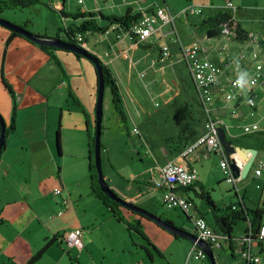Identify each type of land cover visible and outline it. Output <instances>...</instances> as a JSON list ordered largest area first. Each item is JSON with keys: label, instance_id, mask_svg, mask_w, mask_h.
Returning <instances> with one entry per match:
<instances>
[{"label": "crops", "instance_id": "obj_1", "mask_svg": "<svg viewBox=\"0 0 264 264\" xmlns=\"http://www.w3.org/2000/svg\"><path fill=\"white\" fill-rule=\"evenodd\" d=\"M159 1L162 5L156 7ZM50 2L54 6L62 3L63 8L67 5L66 0ZM228 2L230 0L222 5L216 0H78L80 12L100 13L104 17H121L128 11L132 16L142 15L156 9H165L173 16L169 25L157 24L143 43L136 42L117 27H110L104 34L88 35V52L95 55L116 80L126 118V124L120 121L108 88L109 98L106 101L105 96L102 108L105 118L102 114L100 156L105 152V178L119 198L155 216L164 209L160 206L161 190L153 185L158 170L167 162L196 169V183L178 193L193 202L192 212L203 217L212 230L211 211L196 197L200 187L209 192L219 209L237 210L234 197L248 206L240 192L243 179H237L236 187L224 179L220 162L227 154L223 146V153L200 149L186 158L181 156L185 147L205 134L208 119L188 66L180 55L181 46L197 42L202 58L214 66L217 84L209 110L219 131L231 142L230 147L264 149V90L255 91L252 109L244 101L225 100L231 81L253 73L254 65L262 63L252 58V52L256 51L257 44H264V30L252 35L242 29L237 15L232 14L240 8L230 2L233 9L227 10ZM224 12L248 33V42L234 41L229 32L207 38L206 32L211 28L199 29L203 21ZM96 18L99 26L105 24ZM68 20L66 25H69ZM33 34L47 36L45 29L43 33ZM9 36V30L0 26V116L4 118L7 131L5 146L0 152V264H145L146 258L151 264H184L182 260L187 264L192 259L193 243L189 240L175 237L154 222L125 210L119 211L123 221H118L91 193L87 131L92 130L95 121L97 99L93 64L63 50L47 54L24 38L10 39ZM93 37L99 49L89 45ZM224 38L231 41L223 43ZM162 47L168 48L166 57L162 55ZM181 78L189 81L187 89L180 87ZM3 80L10 87L13 99ZM222 86L225 87L223 95ZM12 119L13 130L10 129ZM203 119L202 131L195 132L194 126L202 124ZM253 124L260 131L244 135L242 128ZM56 131L60 132L59 153L55 146ZM247 137L253 140L244 141L242 145L239 139ZM234 157L236 166H242L238 155ZM260 161L256 157L252 174L258 180L264 172L258 177L254 175ZM55 188L61 190L60 195H54ZM64 199L67 200L65 205ZM167 211L179 213L191 229L169 221L171 224L193 233V225L185 214ZM207 215L212 217L211 221L207 220ZM136 222L143 237L125 225ZM242 224V233L233 229V251L222 239L212 249L216 264H242V252L247 248L257 256L264 250V242L243 243L249 224ZM73 230L81 231L83 245L68 250L62 237ZM222 254L227 261L218 263Z\"/></svg>", "mask_w": 264, "mask_h": 264}, {"label": "built area", "instance_id": "obj_2", "mask_svg": "<svg viewBox=\"0 0 264 264\" xmlns=\"http://www.w3.org/2000/svg\"><path fill=\"white\" fill-rule=\"evenodd\" d=\"M227 10H232L233 6L230 2L226 5ZM190 12L200 13L199 10H191ZM187 12H184V14ZM173 20V16L165 9H156L154 11H147L141 15V17L129 28V32H126L129 36H134L136 42H145L154 32L157 24L161 26L169 25ZM125 32V31H124ZM77 41L81 42V36H77ZM168 48L162 47V55L167 56ZM180 55L186 62L194 87L200 98V103L204 108L207 115V122L205 124L206 132L204 135L195 139L190 145L184 148L181 156L186 158L191 154H194L200 149L207 150L208 152H220L223 153L222 145L219 141L218 132L219 128L216 122L212 119L210 110L214 103L213 88L217 84L216 76L214 73V66L202 58L201 47L197 42H193L187 46H181ZM252 58L257 59L256 52H252ZM257 89L264 90V64L257 63L254 65L253 73L245 76L244 78H235L230 83V90L225 95L226 101L239 100L244 101L247 107H255V91ZM134 133L136 130H133ZM260 130L257 125H247L242 128L244 135L256 134ZM231 157L235 160L234 154ZM237 161L235 160V163ZM220 168L222 170L224 179L227 183L236 187L237 179L241 177H235L229 167V162L224 155V159L220 162ZM239 169L242 166L238 167ZM264 170V162L260 161L257 167L254 169L255 176H261ZM198 179L197 170L194 168H187L182 164L175 162H167L158 170V178L153 181L155 188L161 190V202L162 206L166 210H177L185 214L193 225V234L197 240L209 245L212 249L218 246L221 236L216 234L212 228L208 226L205 219L192 212L193 203L180 195L178 192L180 189H184L192 186ZM235 189V188H234ZM236 191V190H235ZM237 192V191H236ZM54 195H60L61 190L55 188L53 190ZM63 204H67V200H63ZM62 240L69 249H79L82 247V233L80 230H73L66 233ZM244 244H250L251 242H264V218L260 224L258 234L255 236V240L250 239V236L245 237ZM190 258L196 261H206L207 257L204 252L196 245H192V251ZM242 264H262L261 259L257 255H253L249 248L242 252L241 256ZM231 264V263H230Z\"/></svg>", "mask_w": 264, "mask_h": 264}, {"label": "trees", "instance_id": "obj_3", "mask_svg": "<svg viewBox=\"0 0 264 264\" xmlns=\"http://www.w3.org/2000/svg\"><path fill=\"white\" fill-rule=\"evenodd\" d=\"M62 3L59 4V6H54L50 2V0H0V13H3L4 11H8V10H24V9L34 7L36 5H43L46 8H48L51 12L58 14V16L61 19L62 25L58 27L55 37H47L44 35L41 37L57 38V39H60L61 41L67 42L68 44H72L76 46L77 48H80L87 52H88V49L86 45L88 43L87 42L88 35L94 34V33L104 34L110 27H117L125 32H129V28L141 17L140 14L132 16L129 11L121 17H104L100 13L94 14V13H89V12L87 13L76 12L72 14H67L63 11ZM96 17L102 20L105 24L103 26H99ZM68 19H70L72 23L69 25H66L65 21ZM77 22L78 24H76ZM27 24H30V23L27 22L24 25L21 24L20 27L26 30ZM222 25L226 26L229 32V35L234 41L239 42V43H246L249 41L250 37L248 33L239 28L238 24L234 21V19L231 17V15L228 12L220 13L215 18H210L208 20L203 21L199 25V29L212 28V27H217V26H222ZM9 32H10V36H9L10 39L14 37L24 38L23 36L13 31H9ZM78 35L81 36V42L77 41ZM131 38L136 41V38L134 36L131 35ZM37 47L47 54H51L52 52L57 50V49L49 48L45 46H37ZM66 52L73 54L78 59L84 58L72 52H68V51ZM88 53L91 54L90 52ZM91 56L95 58L98 64L101 66L103 79H104V86H105V89L109 88L110 90L111 102H112L114 111L118 115L120 121L122 123H125L126 118L123 112L122 96H121L116 80L114 79L112 74L109 72V70H107V68L102 64V62L95 55L91 54ZM3 84H4L6 91L13 99V94H12V91L10 90V87L7 85V83L4 80H3ZM13 127L14 126H13V119H12L11 124H10V129L13 130ZM91 127H92V130L87 131L88 132L87 133L88 152H89V158L91 159V163H90L91 193L102 203L104 208L107 210V212L112 217H114L118 221H123L119 214V211L125 210L132 214L134 213L120 206L117 202L110 200L109 197L100 190V187L97 182L96 170H95V167L92 166L93 165V153H94V139H95V121H93V124ZM6 134H7V131L5 132V135ZM4 146L5 144H3L2 149L4 148ZM55 146L59 153L60 152V132L59 131H56ZM196 197L202 200L204 204L211 211V214L213 216V225H214L213 230L214 232H216L222 237V240L224 243L229 244L230 250L233 251L232 243H233L234 238L232 237V232H233L234 227L239 222H245L249 224L248 228L245 231V237L250 236V239L255 240V236L258 234L261 221L264 218V210H261L258 208L256 209L246 208L242 204V201L238 202L239 207L237 210H232L231 207L219 209L217 208L214 201L211 199L209 192L202 187L199 188V193L196 194ZM135 215H137L141 219H144V217L141 215H138V214H135ZM1 223H2V220L0 219V224ZM125 225L127 226L128 229L135 231L137 234L143 237L139 222H136L135 224L126 223ZM48 244L49 242L45 245V247L40 252V254L45 250ZM204 262L208 264L207 260Z\"/></svg>", "mask_w": 264, "mask_h": 264}, {"label": "rangeland", "instance_id": "obj_4", "mask_svg": "<svg viewBox=\"0 0 264 264\" xmlns=\"http://www.w3.org/2000/svg\"><path fill=\"white\" fill-rule=\"evenodd\" d=\"M227 1L228 0H216L217 3L222 4V5L223 4L225 5V3ZM230 2L233 4V6L240 8L238 11L236 10L235 12H232V14L237 15V21L240 23L242 29L247 30L252 35H254V33L259 31V30H264V0H243V1L242 0H230ZM243 3H245V7L243 6ZM66 4L67 5L63 8V11L65 13L69 14V13L80 12V10H78V0H66ZM159 5H162L161 1L156 2L155 6L157 7ZM0 19H3L7 22H10L14 25H17L15 23H18V24L22 23V25H24L27 22H29L30 24H27V28L29 29V31H33L36 33L38 31L39 33H43V29H45L46 33H47V37H55L57 29L61 25V19L58 16V14L51 12L48 8H46L43 5H36L34 7L24 9V10L4 11L3 13H0ZM68 23L71 24V21L68 20ZM223 37H224V35H223ZM228 41H231V40L225 39V38L223 39V43H226ZM87 42H88V38H87ZM96 42H97L96 37H93L90 39L89 45L93 49H96V47L98 46V44ZM261 45L262 44H260V43L256 45V48H255L256 51L255 52L258 55L257 61L262 62L264 64V62H263L264 61V48H262ZM220 47H222V45ZM98 49H99V46H98ZM232 52H233V49H232ZM231 56L234 57L233 54ZM90 63H92V62H90ZM182 77H183V74H182ZM181 79L182 80H180V87L183 89H187V87L189 86V81H187L186 78H181ZM121 90H122L123 95H126L125 89L122 88ZM220 90H221V94L223 95L225 93V87L222 86L220 88ZM108 93H109V90H108V88H106L104 90V98H103L102 108H103V105L105 104V101H104L105 96H106V101L109 98ZM122 102H123V100H122ZM104 111L105 110L103 109L102 114H103V117L105 118ZM125 124H126V122H125ZM203 124H204V119L202 120V124H200V122L196 123V125L194 126V131L195 132L202 131V128L204 126ZM247 140H253V138L247 137L244 139L243 138L239 139V141L242 145H243V142L247 141ZM258 150H259L258 154H257L258 160H262L264 162V152L261 151L264 149H262V147H260ZM112 154L114 155V152ZM100 158H101L102 175H103L108 187L110 188V190L116 196H118L114 192V190L110 187V185L108 184V182L105 178L104 171H107V158L105 157V152H103L101 154ZM254 165L255 164L253 163L252 168H251L250 172L248 173L247 177L244 178L242 183L240 184V186H242V189L244 188L243 190H245V192L242 189H240V192L242 191L241 192L242 195L245 196V202H246V205L248 206L249 209L260 208V209L264 210V172H263V177L260 180L253 178L252 174H253ZM92 166L96 167L95 161H94V155H93V165ZM213 169L215 170V166H213ZM222 183L228 187L230 186L227 183H225V181H222ZM230 192L233 193V190H231ZM158 198H159V196L157 197L156 204H158ZM234 200L236 201L235 205H237L239 207V205H238L239 198L234 197ZM195 201L197 203L199 202L197 199ZM160 206H162L161 203H160ZM157 215H158V217H160L163 220L169 219L168 221H171L175 226H180V227H183L184 229H187V230L191 229V225L179 213L167 211V210H164L162 208L158 212ZM207 220L211 221L212 217L210 215H207ZM243 228H244V225L242 224V222H239L235 226L234 231L242 233ZM180 249L183 250V248H181V247H180ZM215 253H217V251H215ZM259 257L261 259L262 264H264V250H262L259 253ZM146 260L147 261L145 264H151L149 262L148 258H146ZM156 260L159 261V259H156ZM185 261L183 262V260H182V263L185 264ZM226 261L227 260L223 254H222V257L217 260L218 263H225ZM187 262H188L187 264H203V263L205 264V262H203V261H196L193 259H191Z\"/></svg>", "mask_w": 264, "mask_h": 264}, {"label": "water", "instance_id": "obj_5", "mask_svg": "<svg viewBox=\"0 0 264 264\" xmlns=\"http://www.w3.org/2000/svg\"><path fill=\"white\" fill-rule=\"evenodd\" d=\"M0 26L9 31H13L24 38H26L29 42L34 43L37 46H45L49 48H54L57 50H63L72 52L74 54L80 55L90 62H92L95 66L96 76H97V99L95 106V139H94V161H95V169L97 175V182L100 187V190L105 193L110 200L117 202L120 206L130 210L133 213L139 214L144 218L154 222L159 227L167 231L168 233L177 236L179 238H183L189 240L191 243L196 244L206 255L208 264H216V260L214 258L212 248L200 241L197 240L196 236L193 233L186 232L178 227H175L173 224H170L167 221L162 220L160 217L155 216L133 204H129L123 200H120L108 187L101 170V159H100V132H101V121H102V103H103V95H104V79L101 70V66L98 64L97 60L91 56L87 51L77 48L72 44H68L67 42L61 41L57 38H46L41 37L39 35L30 33L29 31L21 28L18 25H14L10 22H7L3 19H0ZM228 32L226 26H218L217 28H211L207 30L206 36L207 38H213L215 36L221 35L222 33ZM218 137L221 145L224 147V150L227 154V159L229 162V167L234 176H239L241 179L247 177L250 172L252 165L257 157L258 151L255 149L248 148H240V147H230L231 142L227 141L222 134V131L218 132ZM5 142V122L3 118L0 116V152L2 146ZM236 154L238 158L243 161L242 168L239 169L235 160L231 157V155Z\"/></svg>", "mask_w": 264, "mask_h": 264}]
</instances>
